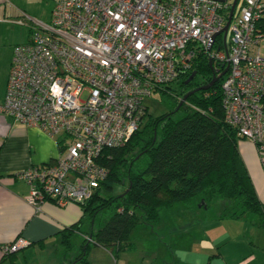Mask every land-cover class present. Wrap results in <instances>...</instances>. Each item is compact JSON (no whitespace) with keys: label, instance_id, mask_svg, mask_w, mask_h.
<instances>
[{"label":"built area","instance_id":"obj_1","mask_svg":"<svg viewBox=\"0 0 264 264\" xmlns=\"http://www.w3.org/2000/svg\"><path fill=\"white\" fill-rule=\"evenodd\" d=\"M231 1L57 0L50 21L14 46L0 102L14 121L61 136L54 162L14 175L28 184L29 203L88 200L108 174L97 162L102 150L129 140L146 100L190 70L199 51L219 74L228 66L224 119L262 154L264 0H242L224 38ZM27 245L17 238L5 252Z\"/></svg>","mask_w":264,"mask_h":264},{"label":"trees","instance_id":"obj_2","mask_svg":"<svg viewBox=\"0 0 264 264\" xmlns=\"http://www.w3.org/2000/svg\"><path fill=\"white\" fill-rule=\"evenodd\" d=\"M241 5L242 0H238L234 14ZM217 66L202 51L197 52L190 70L154 90V94L173 98L171 112L153 117L146 105L140 125L129 140L102 150L97 162L108 174L88 200L78 203L90 221L88 234L82 233L85 238L78 257L89 243L114 252L126 249L137 225L154 226L160 211L170 210L175 204L193 210L200 202L201 208L208 209L216 199L224 203L217 217L244 218L264 227V205L237 149L240 138L224 119V77L207 89L196 90L179 105L186 92L208 84L213 74H219ZM192 72L195 75L189 80ZM171 83L178 88L176 95L169 92ZM179 110L184 115L174 119L172 114ZM62 149L59 144V151ZM120 186L124 188L115 193ZM101 213L106 220L94 230L91 226ZM79 223L63 231L66 253L74 251L69 237Z\"/></svg>","mask_w":264,"mask_h":264},{"label":"crops","instance_id":"obj_3","mask_svg":"<svg viewBox=\"0 0 264 264\" xmlns=\"http://www.w3.org/2000/svg\"><path fill=\"white\" fill-rule=\"evenodd\" d=\"M0 14L2 26L7 17L6 6L0 8ZM13 48L0 43V102L7 88ZM60 140L61 136L52 137L0 112V264H264V227L244 218L228 217H212V223L201 227V223L182 225L181 218L171 220L163 216L154 226L137 225L124 250L114 252L89 243L78 257L85 238L82 233L88 234L90 230L87 219L83 220L86 214L81 205L71 202L59 206L46 200L34 206L28 201V184L14 176L30 166L54 162L60 153ZM237 149L264 205V152L259 154L251 141L242 138L237 141ZM76 223L78 228L69 237L74 251L66 253L63 231ZM215 223L222 224L214 230ZM233 223H237L235 227ZM92 227L96 230L94 223ZM138 231L144 236L140 246L133 240ZM78 236L82 238L79 241L74 239ZM17 238H23L28 245L15 254L5 255V247ZM204 252L208 257L202 255ZM39 255L42 262L38 261Z\"/></svg>","mask_w":264,"mask_h":264},{"label":"rangeland","instance_id":"obj_4","mask_svg":"<svg viewBox=\"0 0 264 264\" xmlns=\"http://www.w3.org/2000/svg\"><path fill=\"white\" fill-rule=\"evenodd\" d=\"M57 0H10L8 3H0V8L3 9L6 6L7 9V17L2 26H0V43L8 44V45H17L21 43H25L28 40L30 35V30L33 26H36V22H49V14L52 8L54 7ZM0 19L2 16L0 14ZM229 35V34H228ZM261 53L264 55V39H262L261 43ZM172 90L169 91L172 95H176L178 93V88L175 83H171ZM146 105L148 107V114L155 117L162 114H166L171 112L174 105V100L169 96H161L158 94H154L146 100ZM184 115L183 110H179L172 114L174 119L181 118ZM148 117V116H147ZM146 120V119H145ZM124 186L117 187L115 189V193L120 192ZM224 206L223 202H219L218 200H214L212 202V206L208 209L201 208L200 202L195 203L194 210L185 209L180 204H175L170 210H161L160 218L164 216L166 219L171 220H179L182 219V225H186V223H195L194 226H198L201 223V227L203 224H210L212 217H217L222 213V207ZM165 212V213H164ZM165 214V215H163ZM86 222L90 221L88 216L85 215L83 220ZM205 219L207 221H205ZM106 217L103 213L98 214L96 220L94 222V228L98 229L105 222ZM230 221V219H226ZM211 221V222H210ZM226 221V222H228ZM242 221V220H241ZM231 223V222H230ZM222 223H215L212 226V229L219 228ZM224 226H228V223H223ZM237 223H233L232 227ZM241 227V224L237 225ZM216 230V229H214ZM134 234V233H133ZM80 236L75 237L77 241H79ZM82 239V238H81ZM137 244L142 245L144 240V236L142 232L138 231L134 234L133 239ZM201 250V249H200ZM208 250V249H207ZM206 250V251H207ZM162 252H166V249H162ZM206 252H204L205 256ZM208 257V254H206ZM43 256V254H42ZM42 256H38V261L42 262Z\"/></svg>","mask_w":264,"mask_h":264},{"label":"water","instance_id":"obj_5","mask_svg":"<svg viewBox=\"0 0 264 264\" xmlns=\"http://www.w3.org/2000/svg\"><path fill=\"white\" fill-rule=\"evenodd\" d=\"M216 1H219V2L224 3V2H227L229 0H216ZM237 3H238V0H232L231 1L229 15H228L227 21H226V23H225V25H224V27H223V29L221 31L223 33L224 38H226V36H227L228 26H229V23H230V21L232 19L233 14H234V10H235V7H236ZM227 69H228V66H226L225 69L223 70V72L220 73L219 75L213 74V77H212L211 81L208 84H206L204 86H201V87H198V88H195L194 90H191V91L186 92L181 97L180 102H179V105H181L184 101H186L187 97L190 94H192L193 92H195L196 90H199V89H203L204 90V89L209 88L212 84H214L226 72ZM194 75H195V72H192L189 80L192 79V77ZM201 203H204V201L202 200Z\"/></svg>","mask_w":264,"mask_h":264}]
</instances>
